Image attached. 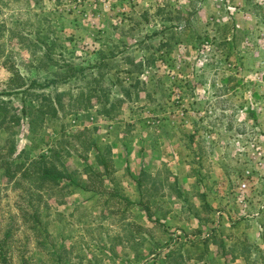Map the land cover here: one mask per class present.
I'll list each match as a JSON object with an SVG mask.
<instances>
[{
    "label": "rangeland",
    "instance_id": "rangeland-1",
    "mask_svg": "<svg viewBox=\"0 0 264 264\" xmlns=\"http://www.w3.org/2000/svg\"><path fill=\"white\" fill-rule=\"evenodd\" d=\"M42 154L86 188L39 187ZM4 237L12 264H264V0H0Z\"/></svg>",
    "mask_w": 264,
    "mask_h": 264
},
{
    "label": "trees",
    "instance_id": "trees-1",
    "mask_svg": "<svg viewBox=\"0 0 264 264\" xmlns=\"http://www.w3.org/2000/svg\"><path fill=\"white\" fill-rule=\"evenodd\" d=\"M94 145V144H93ZM98 152V151H97ZM53 156H57L54 155ZM48 158L49 156L47 155H39L37 159L33 160V164L39 165V170L37 168H33L35 170L33 175H35L38 179H36L37 185L41 187L43 185V181H48L50 183H53L54 185H65V187H82L86 188V185L82 183V180H80L79 173L77 170H68L66 167L63 168H56L51 162V165L49 166L48 164ZM109 159L105 158L104 156L99 157V163L106 166L108 163ZM28 166L23 170L22 174H28ZM84 171H87L86 175L87 178L91 177L89 179L91 183L95 182H100L102 181L101 175L98 172H95L92 168L90 167H85L83 168ZM31 173V172H29ZM22 211V210H21ZM9 249H10V244L6 240V237L0 238V264H12L11 263V256L9 254ZM24 264V263H21Z\"/></svg>",
    "mask_w": 264,
    "mask_h": 264
}]
</instances>
